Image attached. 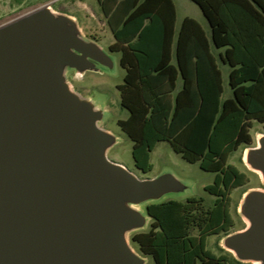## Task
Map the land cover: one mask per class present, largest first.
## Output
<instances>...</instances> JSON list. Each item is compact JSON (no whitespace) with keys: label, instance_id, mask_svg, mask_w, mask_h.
I'll return each instance as SVG.
<instances>
[{"label":"water","instance_id":"water-1","mask_svg":"<svg viewBox=\"0 0 264 264\" xmlns=\"http://www.w3.org/2000/svg\"><path fill=\"white\" fill-rule=\"evenodd\" d=\"M109 52L50 6L0 26V264H147L128 239L151 219L136 206L189 188L108 158L118 138L100 126L105 110L66 72L113 69ZM246 164L264 182V135ZM240 214L248 226L224 247L264 264V190L246 193Z\"/></svg>","mask_w":264,"mask_h":264},{"label":"trees","instance_id":"trees-1","mask_svg":"<svg viewBox=\"0 0 264 264\" xmlns=\"http://www.w3.org/2000/svg\"><path fill=\"white\" fill-rule=\"evenodd\" d=\"M191 1L210 34L187 17L175 39L173 0H98L116 40L109 50L121 54L125 70L117 88L129 115L117 124L133 142L136 167L150 172L152 152L169 142L184 160L215 174L205 187L213 206L197 196L149 203L150 229L131 242L154 264H230L207 241L234 226L231 193L248 179L228 161L253 143V122L264 125V0ZM221 64L229 67L226 98Z\"/></svg>","mask_w":264,"mask_h":264},{"label":"rangeland","instance_id":"rangeland-1","mask_svg":"<svg viewBox=\"0 0 264 264\" xmlns=\"http://www.w3.org/2000/svg\"><path fill=\"white\" fill-rule=\"evenodd\" d=\"M180 16L189 14L198 19L205 28L209 29L208 22L203 16L199 6L191 0H175ZM50 6L53 11L70 15L78 23L82 36L86 41H96L100 36L98 44L107 52L114 39L108 34L107 25L103 26L105 21L103 12L98 7L97 0H0V26L7 24L31 11ZM113 62V69H106L103 74L95 72L78 73L75 70H68L66 78L73 91L80 96L92 100L96 107L105 110L103 121L100 126L117 136L118 141L110 148L107 155L114 162L123 164L130 171L135 173L141 179H154L164 173H172L177 179L188 185V189L183 193L169 194L164 196L160 201L170 198L185 200L191 196L204 197L208 207L213 206L215 197L205 191V187L214 182L215 174L202 170L199 164H191L184 160L181 155L177 154L169 142L159 143L151 154V163L153 169L144 173L135 165L132 155L133 142L121 130L117 122L120 119H127L129 112L120 105L121 94L117 86L124 82L125 70L120 65V53L109 52ZM229 67L225 66L224 78L226 92L224 97L231 94L228 84ZM253 143L249 146H242L234 152L229 163L245 173L248 182L243 187L237 188L231 195V213L234 219V227L230 233H236L244 230L248 222L239 212L241 203L246 192L251 190H264V182L260 174L246 164V152L249 148L258 145V139L264 135V125L259 122H253L251 128ZM146 205H139L136 208L145 215ZM152 220L148 221L144 229L128 233V239L134 250L141 256H145L137 246L131 242V236L140 231H148ZM197 232L193 231L195 235ZM226 233L212 235L208 238L207 248L217 257L226 256L230 264H252L241 262L228 251L223 244ZM147 264H154V261H147Z\"/></svg>","mask_w":264,"mask_h":264},{"label":"crops","instance_id":"crops-1","mask_svg":"<svg viewBox=\"0 0 264 264\" xmlns=\"http://www.w3.org/2000/svg\"><path fill=\"white\" fill-rule=\"evenodd\" d=\"M173 2H174V4H175V7H176V26H175V33H176V35H175V39H176V37L178 36V33H179V31H180V28H181V25H182V22H183V20L185 19V18H187V17H189V18H193V19H195L196 21H198L202 26H203V28L205 29V31L207 32V34H210V28L209 29H207V28H205L204 27V25L198 20V19H196V18H194V17H192V16H190L189 14H184L183 16H180V13H179V7H178V5H177V3H176V1L175 0H173ZM97 3H98V7L101 9V11H102V8H101V6H100V4H99V2H98V0H97ZM103 12V11H102ZM203 13V12H202ZM103 15H104V18H105V21H103L102 22V25L103 26H105V25H107V27H108V34H110L111 36H112V38L114 39V42L116 41L115 40V37H114V34H113V31L111 30V28H110V26H109V24H108V21H107V18L105 17V14H104V12H103ZM204 16V15H203ZM205 17V16H204ZM148 22V21H147ZM208 22V21H207ZM208 26H209V24H208ZM100 36H97V42H99L100 41ZM114 42H112L111 44H113ZM110 44V45H111ZM217 53V52H216ZM173 63H176V61H175V59L173 60ZM228 67V66H227ZM221 68H222V71H223V78H224V69H225V65H222L221 64ZM228 74H229V71H228ZM224 81H225V78H224ZM182 84H183V82H182V79H179V81H178V89H181L182 88Z\"/></svg>","mask_w":264,"mask_h":264},{"label":"flooded vegetation","instance_id":"flooded-vegetation-1","mask_svg":"<svg viewBox=\"0 0 264 264\" xmlns=\"http://www.w3.org/2000/svg\"><path fill=\"white\" fill-rule=\"evenodd\" d=\"M107 68L106 67H101V70H100V72H97V71H87V72H95V73H100V74H103L104 72H105V70H106ZM257 146V145H256ZM256 146H254V147H256ZM241 187H243V186H241ZM237 188H240V187H237ZM237 188H235V189H237ZM234 189V190H235ZM233 190V191H234ZM260 190V189H259ZM232 191V192H233ZM246 193H248V192H246ZM245 193V194H246ZM231 195H232V193H231ZM245 196V195H244ZM170 199H174V198H170ZM187 199V198H186ZM185 199V200H186ZM167 200H169V199H167ZM162 201H166V199L165 200H162ZM162 201H160V202H162ZM239 212H240V209H239ZM230 213H231V207H230ZM231 216H232V213H231ZM232 219H233V216H232ZM150 220H152V218L150 219ZM233 221H234V219H233ZM151 225V224H150ZM234 227V226H233ZM149 229H150V227H149ZM232 233H230V234H228V235H231ZM227 235V236H228ZM145 257L147 258V261H149V259L151 260V261H154L153 260V258H152V256L151 255H145ZM239 261V260H238Z\"/></svg>","mask_w":264,"mask_h":264},{"label":"bare ground","instance_id":"bare-ground-1","mask_svg":"<svg viewBox=\"0 0 264 264\" xmlns=\"http://www.w3.org/2000/svg\"><path fill=\"white\" fill-rule=\"evenodd\" d=\"M258 173V172H257ZM259 174V173H258Z\"/></svg>","mask_w":264,"mask_h":264}]
</instances>
